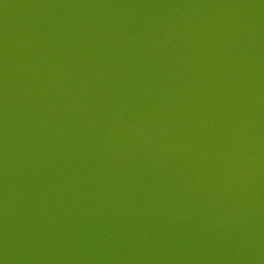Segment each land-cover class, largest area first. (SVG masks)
<instances>
[{
  "label": "water",
  "instance_id": "95a60500",
  "mask_svg": "<svg viewBox=\"0 0 264 264\" xmlns=\"http://www.w3.org/2000/svg\"><path fill=\"white\" fill-rule=\"evenodd\" d=\"M0 264H264V0H0Z\"/></svg>",
  "mask_w": 264,
  "mask_h": 264
}]
</instances>
